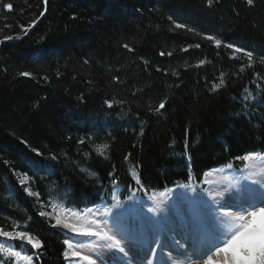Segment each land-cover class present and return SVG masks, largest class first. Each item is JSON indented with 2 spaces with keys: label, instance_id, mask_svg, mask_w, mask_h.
<instances>
[{
  "label": "trees",
  "instance_id": "1",
  "mask_svg": "<svg viewBox=\"0 0 264 264\" xmlns=\"http://www.w3.org/2000/svg\"><path fill=\"white\" fill-rule=\"evenodd\" d=\"M0 41V228L41 241L13 242L32 264H69L55 208H125L264 152V0H0Z\"/></svg>",
  "mask_w": 264,
  "mask_h": 264
},
{
  "label": "snow or ice",
  "instance_id": "2",
  "mask_svg": "<svg viewBox=\"0 0 264 264\" xmlns=\"http://www.w3.org/2000/svg\"><path fill=\"white\" fill-rule=\"evenodd\" d=\"M45 5V11H47L48 0H43ZM209 5H211L212 0H208ZM249 5L253 4V0H247ZM4 8L11 10L13 5L11 3L4 4ZM43 15V13H41ZM171 19V17H170ZM33 23H35L33 21ZM23 28V26H21ZM178 28H185L183 24H177ZM27 33L28 29H24ZM19 38V37H17ZM209 40H214L215 44L219 47L221 45V40L216 39L214 36L206 37ZM13 37L6 36L4 40H11ZM3 41H0L2 43ZM127 48L128 46L125 45ZM199 47V45H196ZM227 48L234 49L235 54H243L247 57L249 64L253 63V52L247 51L245 48L236 47L234 44H227ZM164 55V53H160ZM171 55V53H169ZM201 63H204L201 61ZM264 63V59L261 60ZM243 70V69H242ZM23 76H30L31 73L23 72ZM223 81H221V84ZM221 84L215 85L219 88ZM165 104L160 103L159 109H163ZM157 109V111L159 110ZM83 143V141H81ZM109 147L107 144L98 145L96 150L101 155ZM257 157H264V153L257 151H250L243 156L236 157L240 161H252ZM228 168H232L233 165L229 163ZM245 167H248L246 164ZM132 175L136 178L137 183H140L139 177L135 172ZM207 175V174H206ZM250 178V177H249ZM21 184L25 183V179H21ZM256 183V181H253ZM184 187H189V185H184ZM230 189L225 187L223 191H206L208 199L200 197L201 201V214L206 212V209L211 207L212 204L215 205L217 212V221L210 232V237L202 242L199 246L193 247V252L198 255L199 259L189 258L187 264H264V186L258 190H251L246 199H241L236 202L230 203L232 197L229 195L225 197V193L229 192ZM32 195L31 192H29ZM161 195H164L161 193ZM223 198V199H220ZM211 202V203H210ZM119 206V201L117 202ZM234 209H239L234 211ZM55 210V209H54ZM155 211V209H152ZM71 213L72 217H75V222H69V217L67 213ZM93 213V209L88 208L80 211H72L70 209L65 210L60 215L56 216V224L67 229L69 232L74 233L75 237H87L95 238L96 241H103V247L108 250H116L123 258H125L129 264L131 262V257L129 256V251L131 250L128 246L117 237V235L112 231V229L107 225L106 221L103 219H89ZM106 215H111V213L105 209ZM41 216L46 215L41 212ZM114 224L118 227L119 225V214L114 218ZM19 225H13V230L7 231L0 228V237L3 241H0V264H5L6 261H11L13 258L16 261H24L25 264H32V256H22L20 252L14 251L13 249L17 246L15 241H21L19 246L24 247V244H30L33 248L39 249L42 247V243L38 238H34L30 233L25 231L17 230ZM74 237H69L65 239L63 243L67 246L63 252L65 259L70 256L78 258L79 261H86L87 264H97V259L93 255H86L82 251H77V248L84 249L91 247L93 250L100 247V244L84 243L82 241H77L73 243ZM178 243V242H177ZM142 244L147 247V255H150L153 259L158 256L157 248L163 249L167 247L163 244L161 240L157 237L156 239L149 242L147 237L142 241ZM155 244V247H152ZM7 245V246H6ZM187 248L185 246H181ZM99 254L97 253V256ZM169 258H171V253H168ZM137 264H152L151 260L138 261ZM158 264H166L165 261H158ZM175 264V262H173Z\"/></svg>",
  "mask_w": 264,
  "mask_h": 264
},
{
  "label": "rangeland",
  "instance_id": "3",
  "mask_svg": "<svg viewBox=\"0 0 264 264\" xmlns=\"http://www.w3.org/2000/svg\"><path fill=\"white\" fill-rule=\"evenodd\" d=\"M246 164L248 165V167H245L240 172L234 171L233 168H228L227 165L217 170H212L207 174L202 184H198L197 186L192 187L194 188L195 198L198 203L197 212L203 220H206L209 217L213 220L215 224L218 223L216 219L218 215L216 209L207 208L206 212L204 214H201V201L198 198L203 197L204 199H208L206 191H223L225 187H228L230 191L225 193V197L223 198H227V196L230 195L232 197V200H230L229 202L232 203L241 199H246L251 190H258L262 186H264V157H257L252 161H246ZM253 181H256V183H253ZM184 185H186V183H179L175 187L167 188L163 191L158 192L152 191L149 193V208L155 209L154 212L159 222L162 223L166 221L165 225L167 222L170 223L167 224L168 232L170 231L169 225L175 222L176 219L178 220V215H181L183 218L185 217V219H187V216L185 214H189L193 209L194 204L192 203L191 197L189 195V190L191 192V186L187 184L189 185V187H184ZM199 186L201 187L202 194L199 193ZM161 193H163L164 195H161ZM238 210L239 209H234V211ZM63 212L64 211H62L60 208H55V210H53L48 216L55 221V227L60 228L68 233L69 231L67 229H64L62 226L56 224V216L60 215ZM117 214H119L120 230H116L112 225L114 223L113 218ZM67 216L69 217V222H75V217H72L71 213H67ZM93 218L105 220L107 225L112 229V231L117 235V237L121 239L128 246V248L131 249L132 252L137 251V244L133 242V236L143 238V236L140 235L142 231H150L151 234L153 233V229L151 226L152 223L149 222L152 217L148 215L145 207L141 205H138L135 211L130 214H126L123 209H119L117 212L111 213L110 216L105 214V209L95 208L93 209L92 215L89 216V219ZM136 219L143 222V225L139 226L138 233H136L137 228H134V222ZM180 224L181 222L178 224V226ZM180 227H182V225H180ZM85 238L87 239L86 243L90 245L92 243H97L100 244V247L95 250H93L91 247L84 249L77 248V251H82L86 255H93V257L97 259V262H99L100 264L128 263V261L123 258L116 250H108L104 248L103 244L105 242L96 241L95 238ZM159 239L163 241V244L167 245L168 249L166 250L167 257H164V254L162 253V255L157 256V258L154 259L156 264H158V261H165L166 264H173V262H175V264H187L189 258L199 259L198 255L193 252V249H190L189 252H187L190 253L189 257H184L182 252H180L178 249L179 244L169 242L172 240V238L165 235L164 232H161ZM166 239H168L167 242ZM140 243L141 242L139 241V244ZM147 252L148 251L145 252L146 254L143 258L144 261L153 259L152 257H150V255H148L149 257L147 258ZM97 253L99 254L98 256ZM168 253H171V258H169ZM69 259L71 260L70 264H87L86 261H80L78 263L72 261L74 259H78L76 257L70 256ZM111 259L113 260L110 263L109 261Z\"/></svg>",
  "mask_w": 264,
  "mask_h": 264
},
{
  "label": "bare ground",
  "instance_id": "4",
  "mask_svg": "<svg viewBox=\"0 0 264 264\" xmlns=\"http://www.w3.org/2000/svg\"><path fill=\"white\" fill-rule=\"evenodd\" d=\"M178 220L176 219L175 222H173V223H171V225H169V230L170 231L169 232L167 231L166 235L168 237L172 238V240L169 241V242H173L174 244H179V246L177 245L178 249H179L180 252H182L184 257H189L190 253H187V252H189L190 249H193L194 246H199L202 242L206 241L210 237V232H211L212 227H209L211 225L208 222L203 223V228L206 231V233L205 232L203 233V239L204 240L202 239L203 241L201 243H199L198 240L201 239L200 238V234L202 233L201 232L202 228L199 227L200 220L199 219L186 220L183 217H179ZM180 222H181L180 225H182V227H180V225L178 226V224ZM168 224H170V223H168ZM158 227H156L154 229H156V231H157ZM152 229H153V226H152ZM141 235L144 238L141 239V241H140L141 243L140 244L137 243V246H136L137 247V251H134V252H132L131 250L129 251V256L132 258L130 264H137L138 261H144L143 258H144L145 254H146L145 252L148 251L147 247H145L142 244V241L145 239V237H147L149 242H151L152 240L155 239V238L152 237V234H151L150 231H146L145 233H141ZM134 237L135 236H133V238ZM135 238H137V237H135ZM167 240L168 239H166V242H167ZM181 246H185L187 248V251H185V248H182ZM152 247H155V244H152ZM167 249H168V247L167 248L164 247L163 249L157 248V253L158 254L159 253H163L164 255H166L167 254V251H166ZM148 257L149 256L147 255V258ZM112 260L113 259H111L109 262L111 263ZM98 263L99 262H97V264ZM127 264H129V262Z\"/></svg>",
  "mask_w": 264,
  "mask_h": 264
},
{
  "label": "water",
  "instance_id": "5",
  "mask_svg": "<svg viewBox=\"0 0 264 264\" xmlns=\"http://www.w3.org/2000/svg\"><path fill=\"white\" fill-rule=\"evenodd\" d=\"M36 25V24H35ZM34 27V25L30 28V30H29V32L32 30V28ZM28 35V32H27V34L25 35V36H27ZM24 36V37H25ZM23 38V37H22ZM12 40H6V42H11Z\"/></svg>",
  "mask_w": 264,
  "mask_h": 264
}]
</instances>
